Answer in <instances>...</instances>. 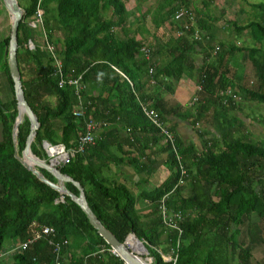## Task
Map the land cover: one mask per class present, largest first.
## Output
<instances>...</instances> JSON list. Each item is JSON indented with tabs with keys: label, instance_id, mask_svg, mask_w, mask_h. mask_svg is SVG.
Segmentation results:
<instances>
[{
	"label": "trees",
	"instance_id": "trees-1",
	"mask_svg": "<svg viewBox=\"0 0 264 264\" xmlns=\"http://www.w3.org/2000/svg\"><path fill=\"white\" fill-rule=\"evenodd\" d=\"M128 1L18 0L25 10L19 26L18 63L26 100L41 124L32 152L48 161L43 148L45 141L76 148L77 140L86 132L87 120L105 122L106 126L93 133L94 145H88L85 151L58 168L82 185L91 210L121 243L134 233L145 242L154 264H173L165 261L158 250L169 253L179 238L181 247L175 264H197L203 251L208 254L204 264H253V244L241 242L240 227L245 222L247 225L254 219H264V142L235 137L233 129L221 133L223 148L208 141L199 151L194 144L182 140L168 124L182 157L181 166L185 169L182 172L167 137L144 116L141 103L158 111L165 122L181 110L195 127L199 126L198 120L207 106L219 105L222 110L230 111L240 109L247 102L264 104V51L257 48L264 42V2L250 5L256 12L255 20H248L244 25L231 22L229 28L236 36L234 42L227 43L216 41L213 23L219 18H213L209 12L215 0H203L202 8L195 0H164L154 12L143 13L138 7L139 16L134 23L139 24L146 15L152 14L155 32L147 41L138 38L136 32H148V29L139 25L136 32L132 30L133 22L129 19L133 14L127 9ZM38 8L43 11L42 27L33 25ZM180 10L186 11L188 19H194V25L209 36V41L196 42L190 34L177 36L182 24L175 22L174 16ZM162 27L166 29L163 37L169 34L167 41L157 35ZM43 32L55 47L63 78L56 74V58L44 47ZM10 33L11 28L0 42V74L6 75L12 94L10 100L3 101L0 82L3 128L0 254L13 252L2 256L0 264H57L53 247L46 239L21 248L31 238L34 223L54 228L55 240L66 242L62 250L66 257L59 260L61 264H124L111 253V246L77 203L42 183L15 157L16 153L22 155L31 125L24 115L15 147L13 128L19 111L9 68ZM244 37L251 43L246 45ZM30 42L35 48L30 47ZM142 48L150 50L149 59ZM238 53H247L256 69L260 82L257 89L253 83L249 87L242 81L236 82V72L230 62ZM198 54L202 55V64ZM150 69L154 70L152 75ZM186 74L194 76L197 85L202 87L194 97L198 101L193 103V98L190 106L176 110L166 107L161 93L173 95ZM79 77L82 80L80 96L86 108L83 117L74 115L75 108L79 107L77 89L69 84L59 85L62 79ZM204 94L207 102L199 104V96ZM122 130L126 132L125 143L138 145L140 149L136 155L128 154L126 161L137 171L150 172L146 152L148 145H152L150 141L167 143L171 174L162 185L143 192V197L152 204L146 214L137 210V198L127 186L103 175L107 161H113L112 149L116 146L123 149L125 145L119 142ZM142 133L148 139L141 147L138 138ZM110 135L115 136V141L109 139ZM42 172L57 183L47 170ZM66 187L79 196L74 184L68 182ZM163 206L167 217L174 212L185 214L184 220L178 222L182 229L180 237L177 229L165 225ZM6 240L11 243L8 249L4 246ZM7 257L10 262L5 261Z\"/></svg>",
	"mask_w": 264,
	"mask_h": 264
},
{
	"label": "crops",
	"instance_id": "crops-1",
	"mask_svg": "<svg viewBox=\"0 0 264 264\" xmlns=\"http://www.w3.org/2000/svg\"><path fill=\"white\" fill-rule=\"evenodd\" d=\"M110 16L111 14H108V17ZM132 17L133 15L129 21ZM148 33L153 36L151 32ZM136 34L137 37L142 38V40H149L146 39L147 36L146 38H143L142 32ZM150 39H152V37ZM250 43V39L248 38L246 40V45ZM257 48L264 51V42L263 44H259ZM239 56H241V60L238 62L240 64H237L236 60ZM198 59L199 64H202V55L198 54ZM243 63L246 64V74L243 72V69H240L239 67L243 66ZM230 66L236 72V82L242 81L249 87L251 83H253V85H256V89L260 86L256 69L251 63L247 53L236 54L231 59ZM1 77L4 79V82H6L8 87V101L12 97L9 82L4 73L0 74V79ZM197 86L194 76H190L189 74L184 75L178 82L173 95L165 92L161 93V96L166 103V107L176 110L178 107L183 106L185 108L190 106L192 99L198 94ZM94 93H97V91H94ZM199 97L201 99L199 104H206L207 100L205 94L200 95ZM202 112V117L198 120V127L192 125V119L189 118L187 114H184L183 111L181 112V110H178L177 114L174 116H169L167 124H171L182 140L188 144H194L199 151L203 150L205 143L208 141L214 142V145H217V148H223V141L220 140L221 133H226L233 129L236 130L234 133L235 137L245 136L254 141L264 142V104L247 102L243 104L240 109H232L230 111L222 110L219 105H214L207 106ZM123 131L124 130L120 132L121 139L119 142L125 145H123V149H119L117 146L112 149V154L114 156L112 158L113 161H107L108 166L103 171V175L110 181H115L127 186L131 193L137 198V210L142 214H146L151 211L152 204L149 199L143 197V192L151 191L162 185L171 174L170 165L168 163L169 153L166 149L167 143H165L166 141L164 140L158 143L150 141L152 145H148L146 152L152 169L150 168V172L137 171L126 161L129 159L127 157L128 154L132 153V155H136L140 149L137 147L138 145L135 147L131 146V144L125 143V140H127L126 132ZM114 137V135H110L109 139L115 141ZM2 139L3 128L0 123V141H2ZM146 139H148L146 133H142L139 135L138 141H140L138 144L141 147L143 144L145 146ZM121 157H124V159H119ZM44 161L47 162V160ZM185 194L187 195L188 191H185ZM240 229L241 242L245 245L247 243L253 244V264H264V219H254L253 221L248 222L247 225L245 222ZM10 244L11 243H9V245ZM133 245H135L136 248H134ZM139 246L140 244H138L137 241L132 242L131 247L133 249L137 250ZM67 255L70 256V252H68ZM207 255V252L203 251L197 264H204L203 259L205 260ZM62 256L66 257L64 254Z\"/></svg>",
	"mask_w": 264,
	"mask_h": 264
},
{
	"label": "built area",
	"instance_id": "built-area-1",
	"mask_svg": "<svg viewBox=\"0 0 264 264\" xmlns=\"http://www.w3.org/2000/svg\"><path fill=\"white\" fill-rule=\"evenodd\" d=\"M42 19H43V11L41 8H38L37 14H36V20L33 23V25L34 26L40 25L42 27ZM174 21L177 22L178 24H182V29H180L177 32L178 37L183 36L185 34H190V38H192V40H194L196 42L206 43L207 41L210 40L209 36H207L205 33H203L201 30H199L196 27V25H194V19H192V17H190L188 19V14L186 13V11H184V10L178 11L174 16ZM45 41L46 42H45L44 47H46V49H48V51L52 55H54V57L56 58L54 45L47 41L46 36H45ZM30 47L35 48L34 44L32 42H30ZM142 53L144 54V56L147 59H149L151 57V52L148 48H142ZM56 62H57L56 74L59 75V77L61 76V78H63L62 77L63 75L61 72L62 65H61L60 61L57 60V58H56ZM149 73L152 75L154 73V70L150 69ZM152 83L155 84L153 81H152ZM65 84L72 85L77 89V94L79 97V107L75 108L74 115L76 117H83L85 115L86 108H85V106L81 100V96H80V93L82 90L81 77L69 78L68 80H63V79L60 80V82H59L60 86H63ZM197 89L199 91H202L201 86H198ZM197 101H198V99L194 98L193 103L197 102ZM141 107H142V112H143L144 116L154 126H156L159 129L160 133H162L163 135H165L167 137V141L171 144L170 145L171 151L174 153L177 162L180 163V166H178L179 170L181 169L182 172H185V169H183V167L181 166L182 165L181 164V158L182 157L179 153L178 148L176 147L174 135H172V133H171L172 131L170 130L167 122L162 121L160 113L158 111L150 108L147 104L141 103ZM106 125L107 124L105 122H97L93 119L87 120L85 122L86 132L84 134H81V136L77 140L76 148H68L64 144L53 145V144L45 141L43 143V148H44L46 157L48 159L47 162H51L52 164H55L56 167H60V166H64V165L68 164L78 153H82L83 151H85V149L88 145H94L95 138H94L93 133L95 131L100 130L102 127H104ZM180 184H182V182H180ZM166 197L167 196H165L163 198L162 203H164V200ZM162 210H163L162 213L164 216L165 225L167 227L172 228V229H177L179 231V237H180L182 235V229L180 228V226H178L179 225L178 222L180 223L184 220L185 214L182 212H174L171 214V217H167L166 207L163 206ZM31 232H32L31 238L28 240V242L21 244L20 245L21 248L26 249L29 245L34 244L38 240L46 239L50 243V245L53 247V253L55 254V256L57 257V260H58L57 264H61L62 260H61V263L59 262V260L62 258V255H63L62 250L64 249V246H66V242L55 240V238H56L55 229L52 227H48V226H38L34 223L32 225ZM180 247H181V241L179 238L176 247L172 248L169 253L165 254L160 250H158V251L165 261L172 262L173 264H175L177 262L178 251H179ZM11 252H13V250L12 251L10 250L8 252L0 254V258L2 256L8 255ZM111 253H113L114 255L119 257V255L113 249H112Z\"/></svg>",
	"mask_w": 264,
	"mask_h": 264
},
{
	"label": "water",
	"instance_id": "water-1",
	"mask_svg": "<svg viewBox=\"0 0 264 264\" xmlns=\"http://www.w3.org/2000/svg\"><path fill=\"white\" fill-rule=\"evenodd\" d=\"M2 2L5 8L7 9L9 17L11 19L10 44L8 48L9 68L11 77L14 82V92L19 111L18 117L13 128L15 147H17L19 127L23 122L24 115L28 117L31 125L30 134L26 142V147L21 156L17 153L15 154L16 159L21 162V164L28 171L32 172L42 183L56 190L63 196H69L75 203H77L80 208L84 211L90 223L97 230L99 235L106 240V242L111 246L114 251H116V253L124 261L125 264H154V258L149 257L150 252L145 246L144 241L140 240L134 233H131L126 239V241L124 243H121L116 238V236L102 224V222L91 210L87 202L85 191L82 185L70 176L63 174L59 170V168L56 167L55 164H52L51 162H46L38 158L32 152L31 146L41 124L38 120L37 115L34 113L28 101L26 100L18 63L19 26L23 20L25 10L20 6L18 0H2ZM42 169H45L49 173H51L57 179V183H54L47 179L43 174ZM68 182L74 184L78 188L80 192L79 196H76L67 189L66 183ZM132 236L137 240L138 244H140L141 246L139 251L133 249L128 243L129 238ZM142 255L145 256L144 259L141 257Z\"/></svg>",
	"mask_w": 264,
	"mask_h": 264
},
{
	"label": "rangeland",
	"instance_id": "rangeland-1",
	"mask_svg": "<svg viewBox=\"0 0 264 264\" xmlns=\"http://www.w3.org/2000/svg\"><path fill=\"white\" fill-rule=\"evenodd\" d=\"M164 0H129L127 3V8L129 11L132 12L133 15L139 16L138 7H141L142 12H154V10L157 8V6L160 3H163ZM264 2V0H215V3L212 2L211 6L209 8L210 15L213 18H219L218 22L213 23L214 30L216 34V41H224L227 43H231L235 41V33L233 32L231 27V22H239L240 25H244L247 23L248 20H255L256 19V12L252 9L250 6L254 3H260ZM195 3L198 7L202 8L204 6L203 0H195ZM207 12V11H206ZM137 14V15H136ZM138 17H132L130 22H133L132 30L136 32L137 28L140 26H143L144 28L148 29V32H151L152 34L155 32L153 24H152V14L146 15V19L144 21H140V23H134V21ZM11 28V19L9 17V13L7 9L5 8L3 3H0V42L8 35ZM165 27H162L157 32V35L161 39H165V41L168 40L169 35L168 33H165L164 37L163 34L165 31ZM138 32H142L143 38L150 39L152 35L148 33L145 30H140ZM137 33V32H136ZM147 33V35H146ZM141 34V33H140ZM137 35V34H136ZM44 36L45 39V33L43 32L42 36ZM247 37V36H246ZM244 37V43L246 44V40L248 38ZM241 60V56L238 57L236 60L237 64ZM243 62V61H242ZM244 64V63H243ZM240 69H243V72L246 74V64L243 66H239ZM1 96L3 101H7L8 96V87L6 82H4V79L1 77ZM136 170V169H135ZM142 172V171H141ZM141 174V173H140ZM142 175V174H141ZM136 240H130L129 243L134 242ZM9 240H6L5 242V248H9ZM134 248H136L135 245H133ZM143 256V257H142ZM141 257L144 259L145 256L142 255ZM150 257V256H149ZM6 262H10V258L7 257Z\"/></svg>",
	"mask_w": 264,
	"mask_h": 264
},
{
	"label": "bare ground",
	"instance_id": "bare-ground-1",
	"mask_svg": "<svg viewBox=\"0 0 264 264\" xmlns=\"http://www.w3.org/2000/svg\"><path fill=\"white\" fill-rule=\"evenodd\" d=\"M131 239H134L133 236L129 238L128 243H129V241H130ZM129 244H130V243H129ZM130 246H131V245H130ZM142 257H143V256H142Z\"/></svg>",
	"mask_w": 264,
	"mask_h": 264
}]
</instances>
